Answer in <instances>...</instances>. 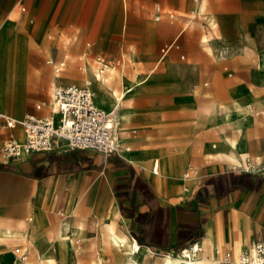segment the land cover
Wrapping results in <instances>:
<instances>
[{"label":"crops","instance_id":"crops-1","mask_svg":"<svg viewBox=\"0 0 264 264\" xmlns=\"http://www.w3.org/2000/svg\"><path fill=\"white\" fill-rule=\"evenodd\" d=\"M19 1L0 0V16L9 13L0 26V45L1 41L8 39L11 31L23 32L25 35L24 31L29 26L28 36L33 35L35 27L31 24L32 20L25 21L23 31H16L21 17L12 14L15 12L16 2ZM40 1L35 4V11ZM175 2L179 5L186 4L184 0H89L92 8L90 13L106 16L107 20L92 21L90 27L80 29L130 31L128 40L123 44L129 60L132 61L131 56L136 52L135 58L142 57L140 60L148 63L153 58V51L159 39L163 34H169L177 24L151 21L125 23L127 7L140 15L155 12L166 3L176 5ZM192 2H203L199 7L201 10L208 7L207 0ZM75 14H79L78 9ZM115 14H119L123 21L111 22L110 16ZM168 15L171 19L177 16L174 11H169ZM254 20L253 13L247 21L252 25L249 32L242 33L245 38L255 30ZM212 24L218 27L217 21ZM244 24L245 22L240 21L238 29L243 28ZM66 25L68 27L65 28H70V24ZM179 35L180 33L160 48L158 63L173 47L165 55L162 48L176 42ZM252 35L254 39L247 38L246 42L258 46L259 36ZM145 41L148 45L143 44ZM148 51L151 54L146 55ZM27 54L29 58L34 59L40 52L39 49L33 48ZM180 57L184 59L185 54ZM52 59L53 56L51 65ZM60 63L65 65V62ZM194 63H176L172 67L175 77L171 79L167 90L190 89L193 80L200 73ZM158 67L154 65L151 69L156 71ZM39 71L50 77L40 69ZM263 72L258 65L251 69L249 85L254 90H261L259 87L264 83ZM21 73L25 74V70L10 76L4 74L2 77L4 85L8 86L14 79L17 82L8 94L10 102L13 103L18 102L14 90L25 84L28 79L26 75L20 76ZM136 77L137 74L135 79L128 80L131 85L127 91L109 90L113 98L124 94L118 102L117 110L112 111L117 112V115L118 112L124 113L121 121H118L122 129H127L132 122L133 90H139L143 86L136 83ZM50 79L53 80L51 77ZM239 84L240 82H234V85ZM132 85L134 87H131ZM53 87H41V93L47 95V99L42 100L44 104H37V114L32 115L44 117L46 108H49L53 119H58L59 114L53 112L52 108ZM43 88L47 90L44 92ZM2 94L0 93V112L14 118L29 115L19 116L9 112L11 109L7 104L8 98ZM126 100L129 104L125 103ZM96 104L98 105L97 102ZM214 105L212 100L199 104L194 122L186 124L183 128L178 125L166 128L160 126L150 135L142 133L130 137V142L121 137L122 148L125 150L121 155H106L95 149H70L65 141H60L53 150L36 151L21 159L6 156L3 146L10 133L23 140L24 130L20 125L10 128L5 119L0 117V232L9 233L4 235V238L3 235L0 236V242L7 245L4 239L25 236L30 239L33 235L32 222L36 218L40 223V237L37 242L32 239L29 242L40 251L42 264H75L71 259L74 249L83 248L85 245L94 247L99 239L103 240L106 224H112L116 233L126 234L142 247L138 259L144 264H161L162 259L158 255L162 258L164 254L177 252L197 240L202 249L198 258H194L195 262L200 257L221 259L226 254L237 258L253 239L264 240V165L259 168L261 166L258 164L259 159L264 157V134L258 133L264 123L248 120L239 112L234 102L232 105H226L227 111L222 115L212 112ZM99 106L102 107L100 104ZM206 107H210V110L207 111ZM127 111L129 113L125 114ZM201 112L205 114L204 122L207 125L216 124L222 132L226 128L235 129L238 135L221 136L210 143L202 135L195 134ZM244 124L247 127L245 138L241 130ZM169 129L172 130L171 133H168ZM233 140L235 144L232 143ZM242 150L246 151V158L242 157ZM232 154L239 162L229 157ZM253 164L258 170L250 168ZM154 168L158 172H154ZM188 168L195 169V174L191 176ZM66 223L69 225V234H60ZM77 223H80L83 229L80 238L73 234ZM85 234L90 239L86 244L83 241ZM49 236L55 240L56 247L47 241ZM69 238L74 240L72 247H69L67 242ZM52 246L57 252L56 255L52 254L56 259L55 263H50L43 257V252H48ZM23 254L27 255L26 261L22 260L23 264H35L29 261L26 251L22 252L20 257ZM97 257L92 258L91 262ZM173 257L187 264L181 257ZM127 258L128 255L124 252L123 256L116 257V260L120 264V261L123 263ZM7 262L9 258L4 263L2 258L0 259V264ZM103 264H106L105 260Z\"/></svg>","mask_w":264,"mask_h":264},{"label":"rangeland","instance_id":"rangeland-1","mask_svg":"<svg viewBox=\"0 0 264 264\" xmlns=\"http://www.w3.org/2000/svg\"><path fill=\"white\" fill-rule=\"evenodd\" d=\"M184 1L186 2L184 5H179L178 2H175L176 5L166 3L164 7H158L155 12L139 13L140 15H137L134 9L127 7L128 15L125 23L126 21L127 23L151 21L177 24L169 34H163L162 38L159 39L153 51V58L148 63L142 62L140 60L142 57L140 59L136 57V60V52L134 56H131L132 61L129 60L123 44L128 40L130 31L106 32L80 29L81 27H90L92 21L105 22L107 20L106 16H97L90 13L92 8H90L89 0H41L36 11L34 6L38 0H20L16 2L15 12L12 15L21 17L19 20L20 25L16 31H23L25 21L31 22V20L35 30L32 37L28 36L29 26L24 31L25 35L23 32L15 33L11 31L8 39L4 40L5 42L1 41V74L15 75L16 72L19 73L24 69L25 74L21 73L20 76L26 75L28 77L25 84L14 90L18 102L7 103L11 109L9 112L19 116L37 114V104H44L42 100L47 99V95L41 93L42 86L72 83L88 87L87 84L81 82L82 74L77 75V80L64 78L62 82L55 81L53 76V71L56 70V73L66 74L64 70L71 67H75V72H83L86 68L85 61L96 70L104 69L105 64L115 67V71L120 72L121 77H125L122 84L113 85L119 92L128 90L131 85L128 80L135 79L136 74V83L143 85L139 90H133L132 122L127 129L118 126L120 136L127 142H130V137L135 135L139 136L142 133L150 135L160 126L166 128L178 125L183 128L186 124L194 122L197 106L206 100L214 102L212 112L217 115L226 113V105H232L233 102L235 105L236 103L244 105L245 109H264V83L259 87L261 90H254L249 85L251 69L258 65L259 69L264 71V0L258 2L257 0H207L208 7L203 10L199 8L203 2L195 4L192 0ZM255 3L257 4L255 5ZM77 9L79 14L76 15ZM169 11L176 12L177 16L171 19L168 15ZM253 13L256 28L250 35H247V38L253 40L252 34L258 35V46L247 43V38L242 36V33L249 32L252 26L251 22L247 21ZM8 14L0 16V26L3 20L8 17ZM121 20L119 14L110 16V21L113 23L121 22ZM216 21L218 27H214L212 24ZM240 21L245 22V24L243 28L239 27L238 29ZM66 23L70 24V28H65ZM164 29H166V26ZM107 33L109 35L105 36ZM178 33L180 35L173 48L158 63L160 48L165 43L172 41ZM219 35H223L224 39L219 38ZM143 44L148 45L146 41ZM222 47H226L224 52L221 50ZM33 48L39 49L40 52L34 59L29 58L27 54ZM85 53H87V57L84 56L83 60H80V57ZM67 54L70 55L69 58H66ZM147 54H151V52L148 51ZM182 54H185L184 59L180 57ZM132 57L134 58L132 59ZM98 58L104 59L102 64L98 61ZM187 61H194V65L198 66L200 72L193 80L192 87L187 90H167L171 79L175 77L172 67L176 63ZM60 62H65V65H60ZM154 65L155 67L156 65L159 66L156 71L151 69ZM47 67L50 69L47 70ZM39 69L53 80L42 74ZM149 69L151 71L146 72ZM234 82H240V84L234 85ZM16 83L15 79L11 80L7 86L8 88H3L2 96H8L11 88ZM131 87H134V85ZM172 99L174 103H172ZM98 103L106 111L107 106L99 101ZM125 103L129 104L128 100ZM46 109L45 116H51L50 109ZM237 109L239 110L238 107ZM239 112L248 118L243 111L239 110ZM199 115L200 122L196 124L195 134L202 135L210 143L215 142L221 136L238 135V131L235 129L226 128L222 132L220 126L216 124L207 125L204 122L205 114L201 112ZM263 116L264 114L261 113L255 117V120L260 121ZM255 120L252 122H255ZM241 130L242 135L247 134L245 124ZM171 131L169 129L168 133H171ZM258 133L264 134V124L260 126ZM258 164L261 166L259 168H262L264 157L259 159ZM250 168L256 169L257 167H254L253 164ZM188 173L191 176L194 175L195 169L188 168ZM39 228L40 223L35 218L32 222L33 235L30 238L34 242H37L40 237L38 236ZM67 231H70L68 223L65 224V228L60 234H69ZM76 233L77 228L73 231L74 235ZM8 234V231L0 232V236L3 235V238L4 235ZM30 239H26V236L25 238L4 239L7 245L0 242V259L2 258L3 263L9 258L7 264H23L20 255L26 251L31 263L42 264L41 253L35 246L30 244ZM88 240L90 239L86 236L83 241L86 244ZM100 247L104 249L106 264H118L116 257H122L124 251L119 250L117 245L103 244L100 239L94 247L86 245L83 248L76 247L71 259L75 261V264H91V259L97 257L101 252L99 251ZM54 249V246H52L45 253L56 255L57 252ZM158 256L161 259V255ZM219 262L223 264L221 259Z\"/></svg>","mask_w":264,"mask_h":264},{"label":"built area","instance_id":"built-area-1","mask_svg":"<svg viewBox=\"0 0 264 264\" xmlns=\"http://www.w3.org/2000/svg\"><path fill=\"white\" fill-rule=\"evenodd\" d=\"M174 43L162 48L163 55ZM42 90L45 92L47 89ZM51 90L53 112L59 114L57 122L52 116L29 114L23 118H14L0 112V117L5 119L10 128L20 125L24 130L23 140L10 133L3 146L6 156L21 159L36 151L53 150L60 141H65L70 149H95L106 155H121L123 145L118 131L117 112L107 113L97 105L92 91L86 86L71 83L54 86ZM154 172L158 171L154 168ZM201 249L197 240L170 254L181 253L189 257V250L199 253ZM21 259L26 261L27 255L23 254ZM221 260L224 264H264V240L253 239L237 258L226 254Z\"/></svg>","mask_w":264,"mask_h":264},{"label":"bare ground","instance_id":"bare-ground-1","mask_svg":"<svg viewBox=\"0 0 264 264\" xmlns=\"http://www.w3.org/2000/svg\"><path fill=\"white\" fill-rule=\"evenodd\" d=\"M220 38H223V36L220 35ZM221 50L224 52L226 50V47H222ZM86 55H87V53L82 55L80 57V60H83L84 56H86ZM66 57L69 58L70 55L68 54ZM98 61L102 64L104 59L98 58ZM85 66H86V68L83 66L85 68V70L83 72H75V70H76L75 67H71L69 69L64 70L66 72V74H62L59 72L56 73L55 72L56 70H55V71H53L54 80L57 82L62 81L64 78H73V79L77 80L78 79L77 75L82 74L83 78L81 79L82 80L81 82L88 85V87L87 86L86 87L92 91L93 96H94V100L97 103L99 101L103 105H106L107 106L106 107L107 113H111L112 111L117 110L116 108H117L118 102L123 97L124 94H122L121 97L113 98L112 93L109 90H117L113 87V85H116L118 83L122 84V82L125 80V77H123V76L121 77V75H120L121 73L115 71L116 68L111 66V65H108V64H105L104 65L105 68L102 70H100V69L96 70L93 66H91L86 61H85ZM49 69L50 68L47 67V70H49ZM105 69H107V70H105ZM1 73L2 72H0V93L3 92V90H4L3 88L7 87V85H4L2 82L3 74H1ZM60 85H62V84H60ZM4 97L8 98V101L10 102V99H9L10 96L9 95L4 96ZM98 105H99V103H98ZM236 105L239 108V110L243 111V113L245 115H247L249 120H251V121H254L255 117H257L259 114H261V113L264 114V109H262V110H258V109L254 110L252 108L245 109L243 107L244 105H241L240 103H236ZM205 109L207 111H209L210 107H206ZM128 113L129 112H126L125 114H128ZM118 115H119L118 121L120 122L122 116H124V113L118 112ZM253 117H254V119H253ZM58 119H59V116H58ZM57 120L54 119V121H57ZM260 121H263V123H264V116L260 119ZM242 136H243V138H245L246 135H242ZM232 143L235 144V141L233 140ZM121 152H125V150L122 148ZM234 156L232 154V156H229V157H231V159L233 161L239 162ZM242 157H247V153L244 150H242ZM81 226L82 225L80 223H77V227H76L77 233L75 235L79 238H80L81 233H82L81 230H83V229H81ZM103 232H104L103 240H102L103 244L111 243L113 245H117V246H119L120 250H123L128 255L127 260H125V262H123V263H121V261H120V264H144L142 261H140L138 259V253L142 250V247L138 246V244L133 239L128 237L126 234L116 233L112 224H106ZM47 241L55 244V247H56L55 240L52 238V236H49L47 238ZM67 242L69 244V247H72L74 240L72 238H69ZM58 244H57V246H58ZM136 248H138V249H136ZM100 251L101 252L99 253V256L96 259L92 260L91 264H103V262L105 260V253H104L103 247L100 248ZM131 253H132V255H129ZM188 253H189V257H185L181 253H179L177 255L176 254L172 255L170 253H166L161 258L162 259L161 264H185V263L181 262V260L179 258H174L173 256L181 257L187 264H221L219 262L220 259L217 257H215L214 259H212V258L210 259L207 257H202V258L200 257V259L197 262H195L194 258H198V253L190 251V250L188 251ZM43 257L46 260H48L50 263L51 262L55 263L54 261L56 259L54 258L53 255H48L47 253L43 252Z\"/></svg>","mask_w":264,"mask_h":264},{"label":"trees","instance_id":"trees-1","mask_svg":"<svg viewBox=\"0 0 264 264\" xmlns=\"http://www.w3.org/2000/svg\"><path fill=\"white\" fill-rule=\"evenodd\" d=\"M122 208H123V206H122Z\"/></svg>","mask_w":264,"mask_h":264}]
</instances>
